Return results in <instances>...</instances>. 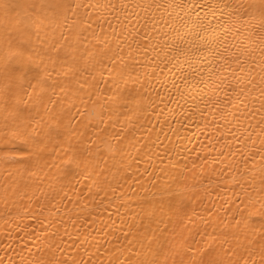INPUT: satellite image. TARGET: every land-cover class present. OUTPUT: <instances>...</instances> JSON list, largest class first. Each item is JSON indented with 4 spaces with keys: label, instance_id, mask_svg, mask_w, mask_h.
Here are the masks:
<instances>
[{
    "label": "bare ground",
    "instance_id": "1",
    "mask_svg": "<svg viewBox=\"0 0 264 264\" xmlns=\"http://www.w3.org/2000/svg\"><path fill=\"white\" fill-rule=\"evenodd\" d=\"M224 2L70 0L31 53L0 47V264H264L260 0H227L244 7L222 28L229 9L201 5Z\"/></svg>",
    "mask_w": 264,
    "mask_h": 264
},
{
    "label": "snow or ice",
    "instance_id": "2",
    "mask_svg": "<svg viewBox=\"0 0 264 264\" xmlns=\"http://www.w3.org/2000/svg\"><path fill=\"white\" fill-rule=\"evenodd\" d=\"M97 6L99 7L102 5L98 4ZM0 7H2L5 11V16H6L5 31L9 33V40L12 39L18 33L23 34L27 37V43L21 46L23 50V54L18 57H22L25 55V53H31L33 51L32 42H31L32 35L34 34L33 30H36L35 35L38 38L39 28L43 25L45 19L51 22L52 20L57 19L61 13H66L71 10L70 0H41L40 7L44 14V18L41 19L40 14H37L35 16H29L26 19L20 21L14 19L11 16V13L8 11L9 5L7 3L0 4ZM17 7H19V5H17ZM201 7L202 8L207 7L209 12L212 13L213 17H215V9L217 8L229 9L227 12L222 14L227 16V19L222 20V22L219 24V27L223 28L228 24L240 21L241 19L240 11L244 6L240 5L239 7H234L229 5L227 0H225L223 5L212 3V4H202ZM248 7L254 9L253 13L248 17V19L257 21L258 28L260 29V31L264 32V0H260V3L258 5L251 3L249 4ZM49 13H51L50 16L48 15ZM18 15L19 13L17 12V16ZM207 28H212L213 30H215L212 21H208ZM225 31H227L226 28ZM13 32L15 33L14 36L12 35ZM261 45H264V40L261 41ZM260 50H261V55H264V46H261ZM176 55L178 57L184 56L185 58H188L191 55V53L190 51H185L182 48H178ZM29 59H31L30 56ZM39 66L41 67V71H44L43 66L42 65ZM48 78L49 77L47 72L44 71L43 75H40L38 78L34 79L36 81V85L41 89V91L47 89L46 82H48ZM28 83L29 86L31 87L32 86L31 82L29 81ZM61 91H63V88L61 89ZM49 103L55 104L56 101L49 99ZM37 122L39 123L40 121L38 120ZM26 128L27 126H25V130H21L20 128H17L16 130L17 134L24 136L23 142L29 147H39V145L36 144L33 140L34 136L31 133L27 132ZM54 136H62V133H60L53 126H49V129L46 132H44L42 138L43 140H51L54 138ZM67 163L72 164V163H76V161L70 157ZM262 207H264V205H262ZM259 214L264 215V213H259ZM60 264H67V261L60 262ZM143 264H157V262L156 261L143 262ZM198 264H223V262L212 258L209 252L208 258L205 259L203 256H201L200 260L198 261Z\"/></svg>",
    "mask_w": 264,
    "mask_h": 264
},
{
    "label": "clouds",
    "instance_id": "3",
    "mask_svg": "<svg viewBox=\"0 0 264 264\" xmlns=\"http://www.w3.org/2000/svg\"><path fill=\"white\" fill-rule=\"evenodd\" d=\"M27 43V37L23 34H16L12 39L8 40L5 44L0 41V47H3L4 53L9 58L20 56L23 54L22 45Z\"/></svg>",
    "mask_w": 264,
    "mask_h": 264
}]
</instances>
